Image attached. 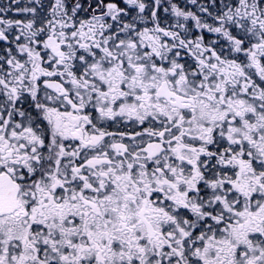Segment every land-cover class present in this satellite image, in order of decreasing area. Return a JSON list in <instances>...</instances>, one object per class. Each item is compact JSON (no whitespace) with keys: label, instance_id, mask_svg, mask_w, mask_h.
I'll use <instances>...</instances> for the list:
<instances>
[{"label":"snow or ice","instance_id":"1","mask_svg":"<svg viewBox=\"0 0 264 264\" xmlns=\"http://www.w3.org/2000/svg\"><path fill=\"white\" fill-rule=\"evenodd\" d=\"M0 264H264V0H0Z\"/></svg>","mask_w":264,"mask_h":264}]
</instances>
